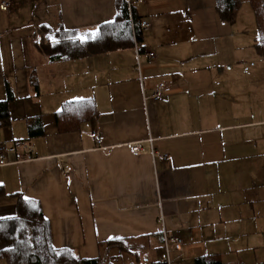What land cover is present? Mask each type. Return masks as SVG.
I'll return each mask as SVG.
<instances>
[{
    "label": "crops",
    "instance_id": "1",
    "mask_svg": "<svg viewBox=\"0 0 264 264\" xmlns=\"http://www.w3.org/2000/svg\"><path fill=\"white\" fill-rule=\"evenodd\" d=\"M118 1L0 0V102L10 113L0 128V219L17 215L23 195L40 203L55 249L101 264H163L164 216L184 241L172 264L208 255L263 264L264 58L251 0L233 25L216 0L136 5L150 24L138 61L135 46L60 61L38 49L39 29L98 32ZM160 82L167 90L153 101ZM82 101L95 118L60 130L63 105Z\"/></svg>",
    "mask_w": 264,
    "mask_h": 264
},
{
    "label": "trees",
    "instance_id": "2",
    "mask_svg": "<svg viewBox=\"0 0 264 264\" xmlns=\"http://www.w3.org/2000/svg\"><path fill=\"white\" fill-rule=\"evenodd\" d=\"M251 4L259 30V40L254 46L264 58V0H251ZM241 5L242 0H216V12L222 21L233 25ZM136 21L139 23L137 18ZM77 36L75 31L62 29L52 33L41 28L38 30V49L51 61L76 60L132 49L134 37L126 1H118L115 20L103 24L95 39H87L81 43ZM136 38L139 42V29ZM95 116L92 101L66 103L57 114L58 126L60 130L69 132ZM9 123L8 103L0 102V128L7 127ZM2 193L0 187V196ZM16 197L17 215L14 218L0 219V259L7 264H101L100 259H82L71 249H55L50 224L43 215L40 203L25 200L23 195ZM195 264L222 263L218 257L208 255L199 258Z\"/></svg>",
    "mask_w": 264,
    "mask_h": 264
},
{
    "label": "built area",
    "instance_id": "3",
    "mask_svg": "<svg viewBox=\"0 0 264 264\" xmlns=\"http://www.w3.org/2000/svg\"><path fill=\"white\" fill-rule=\"evenodd\" d=\"M148 0H139L137 2H132L130 0H126L127 3V9H128V14H129V20L133 32V37H134V46L137 52V61L138 58L140 57V50L138 47V41L136 40V33L139 30H146L150 27V24L146 20H141L139 23L136 21V17L134 15V7L138 4H142L147 2ZM9 7V2L4 1L1 5V9L4 11H7ZM146 55L148 57V60H152L155 55L152 52H146ZM167 90V85L164 82H160L157 87L154 89V92L151 96V99L153 101H159L160 99L163 98L164 93ZM92 137L96 139L98 142H100V139L98 137V133L96 131H92L91 133ZM152 142V140H150ZM130 149L133 153H138L140 151V145L138 143H134L130 146ZM162 158L166 159L167 156L164 155ZM7 164V156H6V149L3 146H0V166H5ZM160 222L162 226V233L164 237V248L161 251L160 254V262L163 264H172L171 261V254L175 252H180L184 246V241L183 239L179 237H173L169 234L167 231L166 225H165V219L164 216L160 217Z\"/></svg>",
    "mask_w": 264,
    "mask_h": 264
},
{
    "label": "snow or ice",
    "instance_id": "4",
    "mask_svg": "<svg viewBox=\"0 0 264 264\" xmlns=\"http://www.w3.org/2000/svg\"><path fill=\"white\" fill-rule=\"evenodd\" d=\"M98 36V32L97 31H92L90 33H87L86 35H78L77 36V39L81 42V43H84L88 38H91V39H95L96 37ZM51 39V38H50ZM55 42V41H54ZM28 198L25 197V200H27ZM75 258V257H73Z\"/></svg>",
    "mask_w": 264,
    "mask_h": 264
},
{
    "label": "rangeland",
    "instance_id": "5",
    "mask_svg": "<svg viewBox=\"0 0 264 264\" xmlns=\"http://www.w3.org/2000/svg\"><path fill=\"white\" fill-rule=\"evenodd\" d=\"M257 256L260 258H264V246L261 245V247L259 248V250L256 252ZM261 263V262H260ZM0 264H7L5 260L0 259Z\"/></svg>",
    "mask_w": 264,
    "mask_h": 264
}]
</instances>
